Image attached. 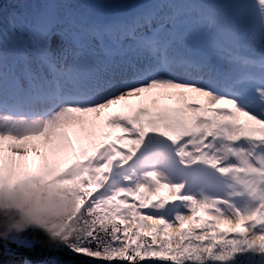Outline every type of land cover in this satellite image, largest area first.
Listing matches in <instances>:
<instances>
[{
  "label": "snow or ice",
  "instance_id": "1",
  "mask_svg": "<svg viewBox=\"0 0 264 264\" xmlns=\"http://www.w3.org/2000/svg\"><path fill=\"white\" fill-rule=\"evenodd\" d=\"M0 184L99 264H264V0L0 3Z\"/></svg>",
  "mask_w": 264,
  "mask_h": 264
},
{
  "label": "clouds",
  "instance_id": "2",
  "mask_svg": "<svg viewBox=\"0 0 264 264\" xmlns=\"http://www.w3.org/2000/svg\"><path fill=\"white\" fill-rule=\"evenodd\" d=\"M85 230L66 194L0 184V241L21 247L17 242L25 233L39 232L45 238L33 235L35 244L49 251H61L70 248ZM24 264L31 262L25 260Z\"/></svg>",
  "mask_w": 264,
  "mask_h": 264
},
{
  "label": "trees",
  "instance_id": "3",
  "mask_svg": "<svg viewBox=\"0 0 264 264\" xmlns=\"http://www.w3.org/2000/svg\"><path fill=\"white\" fill-rule=\"evenodd\" d=\"M6 1L0 0V3L6 4ZM29 232L31 238L28 239L27 243H18L23 245L21 247H18L17 244H9L7 241H0V264H24L25 260L30 261L31 264H42L46 257L52 255H59L64 260H74L76 264H99V262L91 259L73 256L69 251H67L68 253L62 250L55 253L50 252L46 247L35 244L33 240V235L44 239L45 237L41 233L33 234L31 231ZM34 244L35 247H33ZM113 264H118V262H113Z\"/></svg>",
  "mask_w": 264,
  "mask_h": 264
},
{
  "label": "rangeland",
  "instance_id": "4",
  "mask_svg": "<svg viewBox=\"0 0 264 264\" xmlns=\"http://www.w3.org/2000/svg\"><path fill=\"white\" fill-rule=\"evenodd\" d=\"M39 2L40 0H7L5 2L6 4L4 5L8 6L9 13L24 14V13H30L37 6ZM167 103H171V102H167ZM29 159L31 160L32 157L30 156ZM29 238H31V236L27 232L24 234L21 240L18 241L17 243H27L29 241L28 240ZM62 251H65L66 253H68L67 251H69V249L65 247ZM77 257H81V256H77Z\"/></svg>",
  "mask_w": 264,
  "mask_h": 264
}]
</instances>
